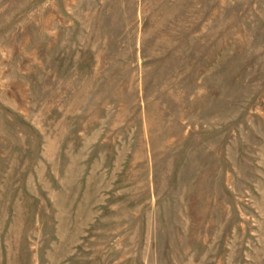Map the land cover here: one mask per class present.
Segmentation results:
<instances>
[{
  "label": "rangeland",
  "instance_id": "rangeland-1",
  "mask_svg": "<svg viewBox=\"0 0 264 264\" xmlns=\"http://www.w3.org/2000/svg\"><path fill=\"white\" fill-rule=\"evenodd\" d=\"M0 264H264V0H0Z\"/></svg>",
  "mask_w": 264,
  "mask_h": 264
}]
</instances>
